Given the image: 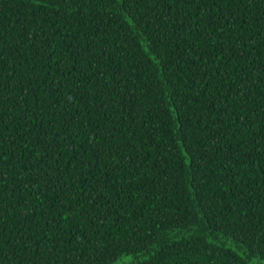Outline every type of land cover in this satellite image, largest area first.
Instances as JSON below:
<instances>
[{
  "label": "trees",
  "instance_id": "16d2710c",
  "mask_svg": "<svg viewBox=\"0 0 264 264\" xmlns=\"http://www.w3.org/2000/svg\"><path fill=\"white\" fill-rule=\"evenodd\" d=\"M122 259L264 264V0H0V264Z\"/></svg>",
  "mask_w": 264,
  "mask_h": 264
},
{
  "label": "rangeland",
  "instance_id": "374dc122",
  "mask_svg": "<svg viewBox=\"0 0 264 264\" xmlns=\"http://www.w3.org/2000/svg\"><path fill=\"white\" fill-rule=\"evenodd\" d=\"M127 260H129V259H125V260H120L119 262H117V263H115V264H125V262H127Z\"/></svg>",
  "mask_w": 264,
  "mask_h": 264
},
{
  "label": "snow or ice",
  "instance_id": "6c2138e0",
  "mask_svg": "<svg viewBox=\"0 0 264 264\" xmlns=\"http://www.w3.org/2000/svg\"><path fill=\"white\" fill-rule=\"evenodd\" d=\"M44 6H46V5H44Z\"/></svg>",
  "mask_w": 264,
  "mask_h": 264
}]
</instances>
